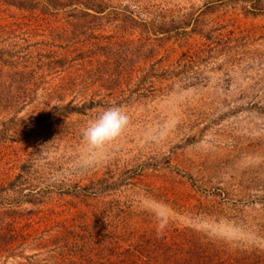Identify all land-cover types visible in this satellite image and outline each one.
Returning <instances> with one entry per match:
<instances>
[{"label":"rangeland","instance_id":"obj_1","mask_svg":"<svg viewBox=\"0 0 264 264\" xmlns=\"http://www.w3.org/2000/svg\"><path fill=\"white\" fill-rule=\"evenodd\" d=\"M76 218L122 259L151 237L137 264H264V0H0V264H55L42 231Z\"/></svg>","mask_w":264,"mask_h":264},{"label":"trees","instance_id":"obj_2","mask_svg":"<svg viewBox=\"0 0 264 264\" xmlns=\"http://www.w3.org/2000/svg\"><path fill=\"white\" fill-rule=\"evenodd\" d=\"M177 25L179 24L172 26L173 29L179 27ZM143 47L144 44L141 43L136 46V49H133V53H137V57H135L136 59H133V53L128 51L126 46V48L122 50L125 54L124 57L132 63H135V60L137 62H144L149 60L156 53L155 49H150V52L148 51V53H146V51L143 50ZM120 59L121 58L119 57L116 58V70L118 65L119 67H122L126 64V61ZM154 65L155 64H152L148 70H151ZM140 68L142 70L144 67L141 66ZM121 70L123 71L125 69L121 68ZM147 75L145 72L143 74H138V82H142ZM78 219L79 218L74 219V223L72 225L60 223L53 228L42 231V234H47L49 236L46 240L44 248L47 250L49 257L52 260L56 259L55 264H137V262L139 263L140 261L139 256L142 252L146 254L151 253L149 252V247H151L154 242L152 244L149 242L152 238L148 237L145 239L144 234H136L135 243L131 244L133 245V248L131 250H127V254L138 253L136 255L138 261H131L127 256L122 259L119 245L121 237L116 233L115 228H106V232L102 234V230L95 231L93 228L89 229L81 226ZM76 222L77 224H75ZM53 231H56V234L50 239ZM176 235L181 234L176 233L174 236ZM16 237L17 236L14 238ZM95 237L99 238L95 240ZM157 245L158 248H160L164 245V242L161 243V240L158 238ZM130 248L131 247H129V249ZM215 250L216 249H214L211 245H205L202 250L192 251L188 262H179L183 264H214V258L212 259L214 254H212V252L216 253L214 256H217L220 252L219 250ZM193 257L195 259H193ZM215 262L220 264L217 260H215ZM144 263H146V261Z\"/></svg>","mask_w":264,"mask_h":264},{"label":"clouds","instance_id":"obj_3","mask_svg":"<svg viewBox=\"0 0 264 264\" xmlns=\"http://www.w3.org/2000/svg\"><path fill=\"white\" fill-rule=\"evenodd\" d=\"M129 123L128 114L118 105L99 112L82 130L83 142L92 149H99L116 140Z\"/></svg>","mask_w":264,"mask_h":264}]
</instances>
